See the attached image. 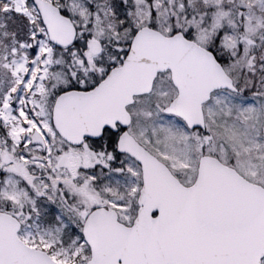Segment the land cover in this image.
<instances>
[{"label":"snow or ice","instance_id":"1","mask_svg":"<svg viewBox=\"0 0 264 264\" xmlns=\"http://www.w3.org/2000/svg\"><path fill=\"white\" fill-rule=\"evenodd\" d=\"M0 264H264V0H0Z\"/></svg>","mask_w":264,"mask_h":264}]
</instances>
